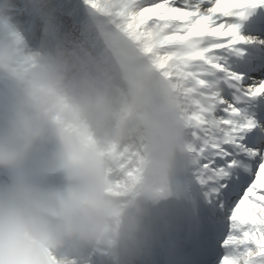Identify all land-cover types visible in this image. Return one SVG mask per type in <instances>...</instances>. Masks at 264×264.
Here are the masks:
<instances>
[{
    "label": "clouds",
    "instance_id": "1",
    "mask_svg": "<svg viewBox=\"0 0 264 264\" xmlns=\"http://www.w3.org/2000/svg\"><path fill=\"white\" fill-rule=\"evenodd\" d=\"M45 8L46 0H0V79L17 92L0 110V169L18 170L52 132L70 183L59 197L22 174L0 187V264H56L66 241L103 264H136L171 221L148 180L114 190L116 149L140 141L152 155L167 152L184 135L182 101L148 60L126 53L116 71L85 66L60 44L32 50L16 16L30 11L51 32Z\"/></svg>",
    "mask_w": 264,
    "mask_h": 264
},
{
    "label": "snow or ice",
    "instance_id": "2",
    "mask_svg": "<svg viewBox=\"0 0 264 264\" xmlns=\"http://www.w3.org/2000/svg\"><path fill=\"white\" fill-rule=\"evenodd\" d=\"M88 3L183 99L191 208L181 264H264V80L232 67L241 45L258 42L245 22L264 33V17L250 19L264 0Z\"/></svg>",
    "mask_w": 264,
    "mask_h": 264
},
{
    "label": "bare ground",
    "instance_id": "3",
    "mask_svg": "<svg viewBox=\"0 0 264 264\" xmlns=\"http://www.w3.org/2000/svg\"><path fill=\"white\" fill-rule=\"evenodd\" d=\"M96 2L98 3V5L102 6L106 3H114L116 2V0H96ZM46 6L54 10L59 15V17L63 19V22L71 28L72 32L75 35V39L68 43L65 48L77 53L79 51V48L82 46V48H84V51H88L91 56L89 67H107L116 71H120L121 67L111 61L112 59L108 56L103 42L98 37V27L94 17V13L98 11L91 7V5L88 3V0H46ZM108 18L111 20L110 17ZM33 24L34 22L29 23L26 33H29L30 30H33ZM242 31L246 36H257L255 37V39L258 42L248 45H241V48L243 49V55L232 57L233 70L237 72H243L245 76L249 75L250 73L257 74L256 70H259L261 67H263V69L261 70L264 71V43H261L264 42V33H259L252 30L249 24H247L246 22ZM49 33L52 43H54L55 45L61 43L60 39H63L62 34L58 33L57 30L54 32L51 31ZM32 37V35L27 37L25 36L28 44L32 43ZM51 47H54V45L48 46V48ZM258 79L259 81L264 80V75H261V72L258 73ZM178 96L180 97L179 94ZM180 99L183 105L182 97H180ZM136 142L137 146L135 148V161L134 168L131 174L132 176L129 175L128 179L126 175V178L128 179V181H130L129 186L142 183L146 180L147 174L149 172V165L151 162V154L146 150L143 143L140 141ZM118 164L119 163H117V165ZM113 178L114 174H112V179ZM13 180V176L8 169H0V187L10 185ZM121 181L123 182H120V186H124L125 179H122ZM95 254L97 262L99 264H103L101 255L96 252ZM60 263L76 264L74 261L70 260L60 261Z\"/></svg>",
    "mask_w": 264,
    "mask_h": 264
},
{
    "label": "rangeland",
    "instance_id": "4",
    "mask_svg": "<svg viewBox=\"0 0 264 264\" xmlns=\"http://www.w3.org/2000/svg\"><path fill=\"white\" fill-rule=\"evenodd\" d=\"M45 12L51 16L52 18V32L58 31V33L63 35V39H60V45L66 47L68 43H70L73 39H75V35L72 32L71 28L63 22V19L59 17V15L52 10L51 8H45ZM33 20V21H32ZM33 24V30H30L29 33H26L28 30L29 23ZM16 22L19 23L21 27V31L24 35L30 36L32 35V43H29V46L32 50H42L48 48L49 45H54L50 38V33L47 31V24L45 19L35 16L33 13L23 12L18 13L16 16ZM35 28V30H34ZM257 37V36H255ZM81 61L82 64L85 66L90 65L91 56L86 57L84 51H80L76 53ZM246 79L251 81H259L258 76L251 74L249 76H245ZM137 146V142H129L123 145H120L117 149V155L119 157L118 165H116L112 174H114V189L115 191L119 192L122 191L124 188L128 187L130 184L129 175L132 174V170L134 168V155H135V148ZM128 173V174H127ZM126 175L128 179L126 178ZM132 176V175H131ZM123 177V178H122ZM122 179H125L124 186H120V182Z\"/></svg>",
    "mask_w": 264,
    "mask_h": 264
}]
</instances>
